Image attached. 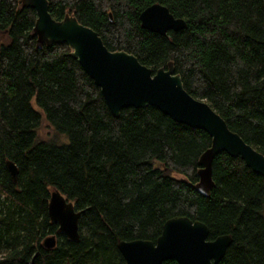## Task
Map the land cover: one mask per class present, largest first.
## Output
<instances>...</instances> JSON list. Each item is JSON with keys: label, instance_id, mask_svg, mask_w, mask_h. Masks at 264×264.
<instances>
[{"label": "trees", "instance_id": "1", "mask_svg": "<svg viewBox=\"0 0 264 264\" xmlns=\"http://www.w3.org/2000/svg\"><path fill=\"white\" fill-rule=\"evenodd\" d=\"M156 71L174 62L184 88L202 99L246 143L264 154V0H48ZM158 3L186 26L160 35L140 12ZM36 17L18 0H0V264H126L120 240L155 242L165 220L184 215L230 235L216 264H264V178L239 157L215 155L208 197L191 188L203 130L157 108L128 107L115 118L64 43L35 48ZM69 141L40 138L42 122ZM6 161L17 167L13 179ZM72 201L79 237L51 223L52 190ZM56 244L46 249L45 237ZM162 264H177L167 260Z\"/></svg>", "mask_w": 264, "mask_h": 264}, {"label": "water", "instance_id": "2", "mask_svg": "<svg viewBox=\"0 0 264 264\" xmlns=\"http://www.w3.org/2000/svg\"><path fill=\"white\" fill-rule=\"evenodd\" d=\"M24 7L33 8L36 13L31 29L35 48L66 44L68 55L77 60L99 87L113 117L118 118L124 108L152 106L173 121L209 135L210 145L197 159L198 180L191 183L182 178L195 191L206 197L210 195L215 185L211 175L212 162L220 152L239 157L246 167L264 178V154L232 131L208 102L194 98L186 91L180 74L175 72L173 61L153 72L132 53L109 50L98 32L80 23L68 11L59 20L52 17L48 0H18V8ZM139 21L142 28L160 35L186 26L183 18L174 17L167 7L158 3L144 8ZM6 167L15 179L16 165L6 161ZM80 213L75 210L73 202L58 190L51 191L47 202L49 220L57 224L59 232L70 241L78 240ZM208 232L205 223L177 215L164 221L155 242L147 239L120 240L117 248L126 264H162L167 260H175L177 264H216L232 238L224 234L209 240ZM55 244V235L45 237L42 242L46 249L53 248Z\"/></svg>", "mask_w": 264, "mask_h": 264}, {"label": "rangeland", "instance_id": "3", "mask_svg": "<svg viewBox=\"0 0 264 264\" xmlns=\"http://www.w3.org/2000/svg\"><path fill=\"white\" fill-rule=\"evenodd\" d=\"M0 36L4 37L5 35L0 34ZM39 137L48 139L52 136L55 138L56 143L65 144L69 141L68 136L65 133L57 131L54 127L50 126L47 122H42V125L38 131Z\"/></svg>", "mask_w": 264, "mask_h": 264}]
</instances>
